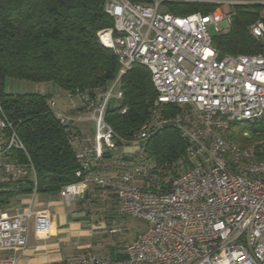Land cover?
Wrapping results in <instances>:
<instances>
[{
    "label": "built area",
    "instance_id": "2783aa9c",
    "mask_svg": "<svg viewBox=\"0 0 264 264\" xmlns=\"http://www.w3.org/2000/svg\"><path fill=\"white\" fill-rule=\"evenodd\" d=\"M195 1L201 0L106 2L113 25L98 38L113 51L119 70L94 100L83 104L84 114L55 112L61 124L81 129L89 122L92 132L91 139L77 141V182L62 187L59 196L70 201L90 185L111 189L118 214L149 228L133 239L121 260L82 251L55 264H264V21L249 28L258 53L221 55L209 26L221 31L223 24L226 32L234 7L255 2L205 1L218 5L205 15L159 13L166 2ZM133 65L148 70L155 100L148 122L123 138L105 114L111 102L122 100L120 79ZM49 105L55 107L54 99ZM165 108L177 112L164 117ZM167 127L179 132L184 159L157 167L145 153L126 152L144 148ZM12 147L23 150L14 134L0 141V175L12 181L35 178L30 163H1L2 153ZM105 153L112 154L113 176L98 170ZM30 225L35 239L46 241L51 211L0 214V249H23Z\"/></svg>",
    "mask_w": 264,
    "mask_h": 264
},
{
    "label": "trees",
    "instance_id": "16d2710c",
    "mask_svg": "<svg viewBox=\"0 0 264 264\" xmlns=\"http://www.w3.org/2000/svg\"><path fill=\"white\" fill-rule=\"evenodd\" d=\"M108 1L0 0V122L5 124L0 128V141L14 134L23 147L3 152L1 163H30L35 174V178L20 181L0 175V214L14 208L21 196L58 194L65 185L77 182V141L87 140L81 139L82 129L58 121L49 105L52 94H10L5 91L6 80L54 87L60 95L79 99L83 110L87 99L94 100L119 70L113 51L98 38V32L113 25L104 10ZM205 1L214 0L164 5L177 17L197 12L205 15L218 7ZM229 1L255 3L234 7L229 29L212 37L213 46L221 55L258 53L260 46L249 28L258 20L264 21V4L257 3L264 0ZM120 89L123 98L119 105L109 104L105 120L117 135L129 138L148 122L155 100L148 70L133 65L120 79ZM124 108L126 112L121 114ZM164 110V117L177 112L175 108ZM144 153L150 163L162 167L184 159L185 144L177 130L162 128L148 140ZM111 156L105 153L103 159Z\"/></svg>",
    "mask_w": 264,
    "mask_h": 264
},
{
    "label": "crops",
    "instance_id": "0c3cea01",
    "mask_svg": "<svg viewBox=\"0 0 264 264\" xmlns=\"http://www.w3.org/2000/svg\"><path fill=\"white\" fill-rule=\"evenodd\" d=\"M37 90L35 93L42 95L52 93V87L48 85ZM53 93L60 95L56 91ZM66 109L59 105L57 111L66 114L70 111ZM112 160L111 156L100 163L98 170L103 175L113 176L116 173ZM44 209L51 211L48 239L37 241L30 225L26 246L18 252L0 249V264L9 259H15L17 264H55L82 251H90L103 259L124 258L131 241L125 239L126 218L117 212L113 190L90 185L83 195L70 201L63 200L59 193H35L19 197L17 205L11 210L37 212Z\"/></svg>",
    "mask_w": 264,
    "mask_h": 264
},
{
    "label": "rangeland",
    "instance_id": "374dc122",
    "mask_svg": "<svg viewBox=\"0 0 264 264\" xmlns=\"http://www.w3.org/2000/svg\"><path fill=\"white\" fill-rule=\"evenodd\" d=\"M223 8L226 11L230 10L229 7H223ZM159 13H168L165 5H162L160 7ZM220 26L222 29L221 31H217V28L214 25L209 26L208 30H209V33L212 37L217 36V35H219L225 31L223 29V24H220ZM100 32H98V35ZM38 88H44V84H34V83L22 82V81L12 80V79L6 80V82H5V91L10 93V94H15V95L21 94V93H27V92L28 93H35L36 91H38L37 90ZM53 91H57V89L52 87V91L50 90V92H52L51 94L54 95L53 99L55 101V107H53V109L55 112L59 108V105L60 106L62 105V107L67 108L66 111L70 110L66 113L67 115H70V116L71 115H77L78 113L82 112V110H81L82 103L79 99H77L75 97L64 96L63 94L62 95L54 94ZM111 103H116V102H111ZM119 104H120V102H117V105H119ZM74 106H76V107H74ZM90 127H91V123H89V122L82 124L83 137H81V139H91L92 138V132L90 130ZM83 143L86 146L90 145L89 142H83ZM125 150L127 153L133 151L137 155L144 153V148H138L136 150L127 148ZM7 213H12V210L9 209ZM125 218H126V221H125L126 231L124 233V236H125V239L128 241L132 242L133 239L137 235L143 234L149 228L148 224L141 221V220L130 218V217H125Z\"/></svg>",
    "mask_w": 264,
    "mask_h": 264
}]
</instances>
